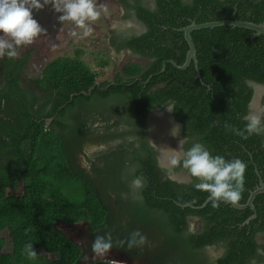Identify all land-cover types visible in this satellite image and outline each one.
<instances>
[{"label":"trees","instance_id":"obj_1","mask_svg":"<svg viewBox=\"0 0 264 264\" xmlns=\"http://www.w3.org/2000/svg\"><path fill=\"white\" fill-rule=\"evenodd\" d=\"M117 1L123 18L144 31L110 30L109 47L115 57L127 51L145 64L126 63L112 80H102L105 72L89 68L80 50L48 61L35 75L28 66L32 49L0 59V264H113L90 258L95 236L109 232V251L143 264H264V240L257 237L264 236V193L255 197L254 211L227 203L213 208L195 180L172 178L184 170L160 162L184 138L185 150L199 142L212 155L246 163L238 204L264 183V135L245 139L225 127L244 129L255 86L264 87V35L232 26L195 30L199 74L193 61L184 70L170 63L182 66L186 59L180 29L193 21L260 24L264 0H152L153 7L146 0ZM95 65L103 70L109 61L101 57ZM96 83L100 88L83 94ZM169 101L177 107L171 117L180 136L160 123L156 138L150 115ZM89 145L102 149L83 167ZM139 175L146 184L133 198L129 183ZM190 219L199 221L196 231ZM77 224H84V245L64 230ZM136 229L148 242L129 250L119 241ZM28 243L34 260L23 251ZM209 248L222 253L208 259Z\"/></svg>","mask_w":264,"mask_h":264},{"label":"clouds","instance_id":"obj_2","mask_svg":"<svg viewBox=\"0 0 264 264\" xmlns=\"http://www.w3.org/2000/svg\"><path fill=\"white\" fill-rule=\"evenodd\" d=\"M46 5H51L52 9L59 14V22H70L75 29L82 30V37L90 36L91 24L100 19L102 12H107L106 7L98 6L97 0H0V59L4 57L18 59L21 48L32 45L39 36L46 33V29L33 16V10L39 11ZM76 34L75 31L72 32V35ZM160 107L167 113H173L177 108L172 101ZM158 115L162 117L163 113ZM243 119L246 121L243 130L229 124L225 127L245 139L253 134L264 135V105L250 108ZM170 123L169 134L172 137H179L181 125L175 121ZM137 138L139 137L136 135L129 137L130 140ZM185 143L187 141L182 138L179 139L176 149L166 148L164 155L167 158L169 170L177 168L184 170L189 177V182L196 181L194 187L197 190L208 193V200L213 208H218L221 203H237L243 192L246 163L239 158L228 160L221 155H212L199 142L192 143L185 150L183 148ZM152 144L157 146L153 142ZM145 184L146 178L143 175L134 176L131 179L129 189L133 198L138 196ZM147 242V237L139 229L133 230L126 242L119 241L122 246L126 243L129 250L142 247ZM112 248L110 232L105 235H96L91 243L92 252L96 257H105ZM23 251L29 259L37 258L32 243L26 244ZM113 264L116 262L113 261Z\"/></svg>","mask_w":264,"mask_h":264},{"label":"rangeland","instance_id":"obj_3","mask_svg":"<svg viewBox=\"0 0 264 264\" xmlns=\"http://www.w3.org/2000/svg\"><path fill=\"white\" fill-rule=\"evenodd\" d=\"M98 6H104L107 8V12L103 13L98 21L91 24L92 34L88 37H82V30L75 29L70 22H59L58 13H56L51 5H46L43 9L36 11L33 10L34 18L41 24L43 28L46 29V33L39 36L36 41L27 47L21 48L32 49V58L28 64L29 73L31 75L40 74L43 66L50 60L57 58L59 56H69L75 57L77 50L82 51L80 59L83 60L89 68L94 72H105L100 79L112 80L113 74L121 70L122 66L129 62H139L144 63L141 59L130 54V52H121L115 57V52L109 47L108 36L110 30L118 31H132L137 33H142L144 28L135 20L123 18L124 11L120 7L117 0H97ZM75 31L77 34L72 35ZM105 58L109 61V66L98 68L95 63L99 58ZM264 89L261 86H255V94L253 97L252 107H257L261 105V98L263 96ZM163 113L160 117L158 114ZM150 119L156 122L158 125L155 129L157 132L156 138H159L163 133L160 127V123L164 126L171 127V121H174L171 117V113H167L164 110H155L150 115ZM165 134V133H164ZM178 145L173 147L176 149ZM102 148L95 145H89L85 149L84 156L80 157V164L83 167H88V160L86 157L92 159L96 150H101ZM161 166L168 168L167 158L164 154L160 157ZM174 179L182 182H188L189 177L185 172H180L178 175H173ZM84 224H77L72 226H66L64 229L67 235L72 238L75 242L79 244H85L84 234L85 228ZM200 223L197 219H190V229L196 231ZM259 241L264 240L263 235L258 236ZM206 257L208 259L216 258L222 253L221 250H216L214 248H209L206 252ZM92 259H102L105 261H110L113 263H125V264H143L139 260H129L128 258L117 254L114 251H109L105 257H96L95 254L91 255ZM129 260V261H128Z\"/></svg>","mask_w":264,"mask_h":264},{"label":"water","instance_id":"obj_4","mask_svg":"<svg viewBox=\"0 0 264 264\" xmlns=\"http://www.w3.org/2000/svg\"><path fill=\"white\" fill-rule=\"evenodd\" d=\"M220 26H232V27L249 29V30L254 32L253 37H258L260 35H264V22H262L260 24H254L252 22H245V21H238V20H222V21H213V22H206V23L197 24L193 21L188 26L179 30V31H182L184 33V39L188 44V51L186 54V59H185L184 64L182 66H180V65H177L173 61H170V63L173 64L174 66H176L178 69L184 70L190 65L191 61H193L196 68H197L196 49H195V45H194V42H193L192 37H191V33L195 30H200V29H205V28H214V27H220ZM165 68H166V64H163L162 71H164ZM197 72L199 74L198 68H197ZM136 81H141V80L137 79ZM95 87L100 88L99 83H96L95 86L90 88L88 92L83 93V94L86 96L90 95L92 90ZM252 102H253V100H252ZM261 193H264V183L260 180L259 186L254 191H252L250 193V196H249V198L245 204H238V203H235V204L227 203V204H230L235 209H244V208L249 207L251 210L254 211L255 210V207L253 205L254 199L258 194H261ZM208 201L209 200L207 199L206 203ZM254 217H255V215H253L251 218H254Z\"/></svg>","mask_w":264,"mask_h":264},{"label":"flooded vegetation","instance_id":"obj_5","mask_svg":"<svg viewBox=\"0 0 264 264\" xmlns=\"http://www.w3.org/2000/svg\"><path fill=\"white\" fill-rule=\"evenodd\" d=\"M146 1H150V5H151V7H153L154 6V2L152 1V0H146ZM262 87V86H261ZM263 89H264V87H262ZM250 108H251V105H250ZM259 236V235H258ZM257 236V237H258ZM255 264V263H254Z\"/></svg>","mask_w":264,"mask_h":264}]
</instances>
